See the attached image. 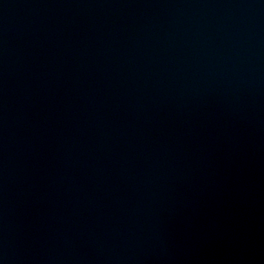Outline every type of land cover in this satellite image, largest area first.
Masks as SVG:
<instances>
[{
    "label": "water",
    "instance_id": "1",
    "mask_svg": "<svg viewBox=\"0 0 264 264\" xmlns=\"http://www.w3.org/2000/svg\"><path fill=\"white\" fill-rule=\"evenodd\" d=\"M148 0H0V222L69 134Z\"/></svg>",
    "mask_w": 264,
    "mask_h": 264
}]
</instances>
